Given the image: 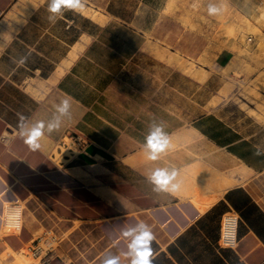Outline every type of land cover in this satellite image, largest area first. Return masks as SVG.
<instances>
[{"label": "crops", "instance_id": "0c3cea01", "mask_svg": "<svg viewBox=\"0 0 264 264\" xmlns=\"http://www.w3.org/2000/svg\"><path fill=\"white\" fill-rule=\"evenodd\" d=\"M169 1V15L159 8L151 21L135 23L137 8L127 14L111 0L100 20L67 4L53 13L52 0H40L7 29L23 1L0 0V244L32 251L41 228L58 243L33 252L29 264H96L110 249L109 257L131 264L133 233L142 225L152 234L151 264H264V192L256 179L264 178V127L250 131L224 108L209 109L212 76L239 68L244 43L220 46L209 25ZM204 2L229 11L253 48L264 43V0ZM179 57L195 64L193 73L179 67ZM195 84L205 101H195ZM65 100L69 112L61 114ZM156 128L169 146L146 159ZM33 129L41 132L35 150L26 142ZM70 133L83 143L71 141L73 151L57 157ZM164 162L177 168L172 184L190 167L249 178L201 208L158 188L152 177ZM9 208L17 209L18 224L1 235ZM226 213L238 217L234 247L220 243ZM98 239L104 246L92 254Z\"/></svg>", "mask_w": 264, "mask_h": 264}, {"label": "rangeland", "instance_id": "374dc122", "mask_svg": "<svg viewBox=\"0 0 264 264\" xmlns=\"http://www.w3.org/2000/svg\"><path fill=\"white\" fill-rule=\"evenodd\" d=\"M22 1L23 5L18 9L17 15H13V19L6 22L5 27L7 29L12 27L16 21L21 22V17L30 12L31 8L37 6L40 0ZM109 1L110 0H81L83 7L80 8V10L100 20L105 19L101 14L108 9L111 4L114 9L123 11L127 14L137 8L138 13L135 15V23L151 21L155 13L159 12V8H162L163 15H169L171 13L169 0H151L148 6L141 5L140 0H111V4ZM204 1L205 0H173V6L174 8L177 7L180 11H187L190 18H194L205 25H209L210 31L213 32V37L216 39L218 38V41L219 38H221L219 42L220 46L225 45L226 42L241 41L244 43L243 48L240 49L243 60L242 63L239 64V68L234 69V71L227 70L217 76H212L211 79L214 80L210 83L211 100L209 109L217 112L218 108H224L225 111L223 115L225 117L236 124H241L243 128L250 131H258L260 125L264 127V43L259 44L258 50L253 48L248 41L249 37H245L244 35L239 36V30L235 27L231 19L232 14L229 11L222 9L215 14H210L209 8ZM166 26H170L169 22L166 23ZM6 38H8V36ZM178 65L184 71L190 73H193L191 72V67H195L194 63H190L189 66L186 67V60L182 57H179ZM178 79L183 78L179 75ZM179 84H181V80H179ZM194 91L195 101L196 98L205 101L207 96L205 91L201 92V90H197L196 84L194 85ZM199 111H201V108L195 105L194 113ZM67 136L68 137H65L55 149L57 157L63 158L64 154H70L71 150L69 145L71 141L77 139L82 140L78 133H70ZM64 142L67 146L62 145ZM162 171L166 173L164 179L167 181L166 187L170 189L171 187L169 188L168 185L172 186L174 184L169 182V177L171 178V176L178 173L177 168L173 163L164 162ZM185 171L186 176L184 177L186 178L181 176L175 185H178V188L181 187V189L184 188L189 190L193 195H204L205 193L215 192L219 189L220 185L224 184L225 186L226 181L231 182L232 184L230 186L226 185V187L223 188L224 192L225 189L244 183L249 178L247 173L240 170H230L225 173L216 174L211 170L203 171L190 167L187 170L185 169ZM256 179L258 181L257 187L264 192V178H259L257 176ZM189 183H192L193 187H191ZM9 210H11V208L7 210V219H9ZM23 210L24 206L22 205L21 224L23 221ZM13 231H15V228L8 230L5 225L1 235ZM36 238V243H34L36 248H33L32 251L30 250L31 245H29L22 251L13 253L10 249H4V246L0 244V264H21L19 260H22L23 264H29L33 261V252L40 250L51 251L57 247V237L52 230L41 228L36 233ZM95 238H98L97 235H95ZM103 246V243L99 240V242L92 247L91 253L94 254L96 252L95 250H102ZM111 254L112 250L110 249L108 252H105L104 256L102 255L96 260V264H110L115 258L109 257ZM26 255L30 257L28 258ZM118 262L121 264L120 260H118Z\"/></svg>", "mask_w": 264, "mask_h": 264}, {"label": "clouds", "instance_id": "9594fccd", "mask_svg": "<svg viewBox=\"0 0 264 264\" xmlns=\"http://www.w3.org/2000/svg\"><path fill=\"white\" fill-rule=\"evenodd\" d=\"M65 4L75 9H80L83 7L81 0H52L49 10L53 13H57L59 12L60 8ZM218 11L219 10L215 7L209 8L210 14H215ZM58 111L61 114H68L69 103L67 100L62 102V105L58 108ZM59 125H60L59 119H57L53 123H50L48 125L49 132H51L53 129L58 128ZM37 127L42 128L43 124H40ZM26 135L29 137V139H27L26 142L28 143L30 148L35 150L40 147V144L37 142V138L41 135L40 131L33 129L31 132L26 133ZM168 146H169V141L167 137L162 134V131L160 128H156L153 131V133L150 135V137L148 138L147 147L155 150L149 154V158L157 159L158 158L157 153L160 151H163ZM256 154L260 155L261 153H256ZM165 175L166 173H164L163 171H161L159 175L153 174L152 179L158 185V188H165L166 183H167V181L164 179ZM177 187L178 185L174 184L171 186V190H175ZM142 227L146 231L141 234V240L144 242L145 245H148L150 243V240L152 239V234L147 225H142ZM131 251H132L131 264H151V260H150L151 253L149 250L140 249L139 251H137L136 248H133ZM110 264H119V262L117 259L114 258L110 262Z\"/></svg>", "mask_w": 264, "mask_h": 264}, {"label": "bare ground", "instance_id": "6f19581e", "mask_svg": "<svg viewBox=\"0 0 264 264\" xmlns=\"http://www.w3.org/2000/svg\"><path fill=\"white\" fill-rule=\"evenodd\" d=\"M149 154L150 153H147L146 154V152H145L146 159L149 158ZM231 184H232L231 182H227L226 181V185L230 186ZM226 185L225 186H224V184L223 185H220V187H219V189L217 191L212 192V193H205L204 195L203 194L193 195L192 192L190 193L189 190L184 189V188L181 189V187L180 188L177 187L175 190H171V188H170L171 186L170 185H168V187L170 188L169 190L173 191L174 193H176L178 195H181V197L182 196L183 197H185V196L186 197H189L199 207L204 208V207L210 206L214 202H217V200L219 199V197L223 195V188L226 187ZM8 215H9V219H8V221L5 220L4 223H5L6 227L8 228V230H11L12 228L17 227V224H18V219L14 222L15 217L17 215V209L11 208V210H9V212H8ZM138 241H139V243H138ZM47 245H49V244H47ZM133 248H136L137 251H139L140 249H144V242L141 240V237H139V236L136 237V241L134 243V247ZM13 253H14V251H13ZM19 261H20L21 264H23V261L22 260H19Z\"/></svg>", "mask_w": 264, "mask_h": 264}, {"label": "built area", "instance_id": "2783aa9c", "mask_svg": "<svg viewBox=\"0 0 264 264\" xmlns=\"http://www.w3.org/2000/svg\"><path fill=\"white\" fill-rule=\"evenodd\" d=\"M77 143H83L82 140L77 139L74 140ZM73 142V141H72ZM72 146L73 144L70 143ZM62 145L67 144L64 142ZM71 151H73L72 148H70ZM22 214V211H21ZM21 222V218H20ZM21 228V224H20ZM146 230L144 228H138L134 231L133 237H132V247L131 250L134 247V243L136 241V237H141V234L145 232ZM220 243L223 246L226 247H234L238 243V217L234 213H226L223 216L222 223H221V234H220ZM144 250H148V245L144 244ZM131 259H132V251H131Z\"/></svg>", "mask_w": 264, "mask_h": 264}]
</instances>
